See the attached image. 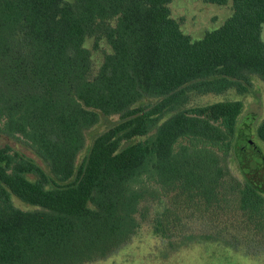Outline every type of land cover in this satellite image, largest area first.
<instances>
[{"label":"trees","instance_id":"16d2710c","mask_svg":"<svg viewBox=\"0 0 264 264\" xmlns=\"http://www.w3.org/2000/svg\"><path fill=\"white\" fill-rule=\"evenodd\" d=\"M172 1L0 0V264H264V0L200 39Z\"/></svg>","mask_w":264,"mask_h":264},{"label":"rangeland","instance_id":"374dc122","mask_svg":"<svg viewBox=\"0 0 264 264\" xmlns=\"http://www.w3.org/2000/svg\"><path fill=\"white\" fill-rule=\"evenodd\" d=\"M171 13L180 24L182 30L189 34L193 39H200L208 31H212L220 27L226 19H228L234 11L232 1L227 4L219 5L215 3H209L204 0H173L170 3ZM263 38H264V25H263ZM94 39H88L86 45L93 49ZM111 51L110 46L102 41L101 48L93 51L94 59L96 63L102 61L104 57V51ZM262 83V82H261ZM263 84V83H262ZM261 84V85H262ZM232 94L225 96L220 95H206L200 96L195 100L194 104H205L216 99L230 98ZM263 101H261V94L256 91L253 95V100L246 111L243 113L239 126H238V145L240 156L244 160V156L249 158V163L254 164L257 157V153L264 154V145L257 137V125L260 114L263 111ZM3 125V121L0 119V128ZM12 143L9 138L0 133V145H6ZM14 145H16L14 143ZM21 150H25L21 148ZM255 158V159H254ZM247 163V165L249 164ZM145 237V236H144ZM145 245V239L142 242ZM144 259L133 258L128 259L125 255L118 256L114 261L103 262L100 264H142Z\"/></svg>","mask_w":264,"mask_h":264}]
</instances>
